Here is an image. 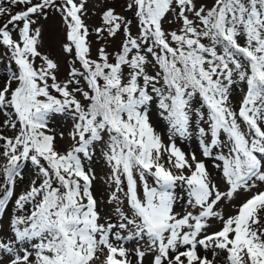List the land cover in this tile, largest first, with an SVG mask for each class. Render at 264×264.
Masks as SVG:
<instances>
[{
	"label": "snow or ice",
	"instance_id": "6c2138e0",
	"mask_svg": "<svg viewBox=\"0 0 264 264\" xmlns=\"http://www.w3.org/2000/svg\"><path fill=\"white\" fill-rule=\"evenodd\" d=\"M8 2L25 8L10 14L0 6V16L9 15L0 25V46L16 66L0 89V112L14 115V120L4 122L7 126L19 125L13 138L0 135L4 141L0 155L6 160L0 169V212L13 196L23 162L35 166L41 182L37 185L34 180L15 200L17 209L32 204V210L11 219L14 240L0 243V264H92L100 254L103 264H130L124 242L131 241L136 242L132 251L137 264H143L149 253L151 264H220L216 258L221 253L223 264H264V0H214L210 8L197 0H130L127 8L138 21L136 36L131 34L130 21L108 9L102 15L104 27L95 31L115 36L123 27L125 39L114 62H109L103 48L97 60L90 58L83 0ZM50 8L60 12L65 22L63 51L74 54L80 64L63 83L55 75L58 64L38 50L41 30L33 27V17L45 15ZM169 14L179 21L176 31L164 28ZM9 25H19L17 39ZM148 65L156 69L154 74ZM81 79L88 90H70ZM240 85L245 90L237 110L231 107L230 97ZM196 97L206 109V113L197 109L196 115L208 125L207 131L198 130L200 147L206 158L220 149L215 159L221 162L217 167L225 191L211 181L202 161L194 154L189 161L173 141L174 136L190 135ZM153 103L168 123L172 141L168 145L151 122ZM65 113L72 116L70 136L75 143L61 153L48 122L54 114ZM105 134L103 155L116 189L109 203H117V224L99 222L91 192L94 177L81 157L91 160L90 149L103 142ZM221 134L227 139L222 140ZM205 137L210 139L206 142ZM122 177L127 182V211L118 195ZM241 191L252 194L225 218L217 205ZM181 201L183 213L175 211ZM213 218L222 226L209 233Z\"/></svg>",
	"mask_w": 264,
	"mask_h": 264
},
{
	"label": "rangeland",
	"instance_id": "374dc122",
	"mask_svg": "<svg viewBox=\"0 0 264 264\" xmlns=\"http://www.w3.org/2000/svg\"><path fill=\"white\" fill-rule=\"evenodd\" d=\"M37 0H33V3H36ZM79 2V0H77ZM130 0H83L84 3V14L82 16V20L85 25H87L89 29V35L87 37L88 45L90 48V58L93 60L98 59L99 49L103 48L105 52L108 54L109 62H114L116 54L120 51L121 45L125 39V35L123 32V27L120 31H118L115 36H109L106 32L97 35L95 29L104 27L102 22V15L104 11L108 9H113L116 14L123 17L126 21H130L128 25L131 34L136 36L138 34V21L134 15L133 10H129L127 8V4ZM57 3H60V0H57ZM199 5H204L210 8L214 0H197ZM0 6L6 7L9 9L10 14H15L19 11H22L25 8V5H10L8 0H0ZM36 19V23L33 25L34 28H39L41 30V38L40 43L38 45V50L43 54L48 56L54 62L58 64V69L55 71V75L57 77V82L63 83L71 77L69 76V72L73 67L80 69L79 61L74 59V54L69 55L63 51V44L66 41V26L63 17L60 12L55 9H48L45 15L40 16L39 18L33 17ZM9 19V15L5 14L0 16V25H3ZM170 21V22H169ZM179 27V21L176 18L169 14L164 22V28L167 31H176ZM9 28L12 29L13 39L18 38V28L19 25L13 27L9 25ZM243 42V41H241ZM207 43V41H205ZM36 66H40L41 61L39 58L35 61ZM16 69V66L9 59V54L7 50L0 46V89L4 87V83L6 78L11 74L12 71ZM82 70V69H81ZM147 70L150 73H155L156 69H154L151 65L147 66ZM129 70L125 67L124 72L127 74ZM52 81L49 80V84ZM16 85L13 83L12 87L14 88ZM75 87H80L87 91L86 83L83 79L80 80L79 85H70V90ZM53 96L59 97V94L52 89H49ZM245 86L240 85L235 87L231 97L230 103L233 109L239 108L241 103L243 94H244ZM78 99L83 103V97L80 96L79 93H74ZM193 111L190 113V135L184 138L177 136L173 137V141L176 146L181 149L188 157L189 161H191V157L194 154L196 159L202 161L208 173L210 174V179L213 183H215L221 191H225L227 189V185L224 182L222 171L220 167L221 162L215 159V154L220 151V149H214V154L211 157H204L202 153V149L200 147V136H199V128L203 127L207 131L208 125L204 121L200 120V117L196 115V110L199 109L201 112L206 113L205 109L201 107V102L196 98L192 101ZM159 108L155 103H153L152 111L150 113L151 122L157 132L160 135L163 144L168 145L172 141L169 140V126L168 123L163 120L159 115ZM8 115L4 112H0V132H9V129H6V124L4 123ZM49 131L50 134H54L56 136L55 146L58 152L64 153L70 150L71 146L75 143V141L71 138L70 133L73 131V119L70 113L65 114H54L49 119ZM241 126L244 128L243 122L241 121ZM61 133H63V137L61 138ZM210 137H205V140H209ZM221 139L226 140L227 138L221 134ZM107 141V135H104L103 142H95L92 148L90 149L92 153L91 160L83 158L82 154V163L85 167V170L91 169L90 175L94 177L92 179V187L91 192L93 197L97 201V211L100 214V223L111 222L113 224H117L119 222L118 215L115 211L117 207V203L113 201L109 203V199L111 194L116 190L115 185L112 184L109 180L111 175V169L104 158V151H106L105 142ZM224 152L227 153V148L224 149ZM167 156L165 155V160ZM163 162V161H162ZM166 167H170L166 164ZM22 175L20 177L15 178V183L13 186V196L9 199L8 203L5 205V210L0 212V243H10L14 240V233L11 231L10 222L14 216L25 215L30 213L32 210V204H26L23 210L17 209L15 205V200L22 194L26 193L30 187L32 186V182L35 180L36 183L41 181V178L37 175V170L35 166H33L30 161L23 164L21 167ZM175 171V170H174ZM188 170L185 169V173L187 174ZM150 178V185L153 184L152 177ZM137 181L139 182V178L137 176ZM264 187V186H262ZM122 191L118 193L120 199L124 201L121 207L127 211V202L124 197L125 187L122 183L121 185ZM255 191V190H253ZM177 192H180V189H177ZM252 193H245L237 196L231 200H223L220 204L217 205V210L221 211L225 218L229 215H233L236 212L235 205L240 204L243 200L247 199ZM238 199L237 202L234 203L235 199ZM186 199V197H185ZM183 201L178 203L175 207L176 212L183 213V209L181 204ZM189 211H193L194 213H198L199 209H188ZM262 222H264V213L261 214ZM210 227L207 229L209 233L219 230L222 226L221 223L216 219L209 220ZM113 231H118V229H113ZM125 235L126 233H121ZM115 242V241H114ZM14 247H19V245L13 244ZM124 246L128 248L129 251V261L132 259H137L135 253L132 251L136 247V242H124ZM141 246L143 247V242H141ZM183 250V249H181ZM200 253H203V249H199ZM223 256L221 253L219 257H217V261L220 264H223ZM3 257H0L2 259ZM209 258L211 256L209 255ZM104 256L100 254V259L94 260L92 264H103ZM152 254L149 253L145 256L143 264H151Z\"/></svg>",
	"mask_w": 264,
	"mask_h": 264
},
{
	"label": "bare ground",
	"instance_id": "6f19581e",
	"mask_svg": "<svg viewBox=\"0 0 264 264\" xmlns=\"http://www.w3.org/2000/svg\"><path fill=\"white\" fill-rule=\"evenodd\" d=\"M241 194H243V191L239 192V193L237 194V196H239V195H241ZM237 201H238V199L236 198L235 201H234V203L237 202Z\"/></svg>",
	"mask_w": 264,
	"mask_h": 264
}]
</instances>
